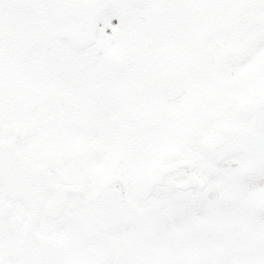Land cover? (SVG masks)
<instances>
[{"label": "snow or ice", "instance_id": "6c2138e0", "mask_svg": "<svg viewBox=\"0 0 264 264\" xmlns=\"http://www.w3.org/2000/svg\"><path fill=\"white\" fill-rule=\"evenodd\" d=\"M0 264H264V0H0Z\"/></svg>", "mask_w": 264, "mask_h": 264}]
</instances>
